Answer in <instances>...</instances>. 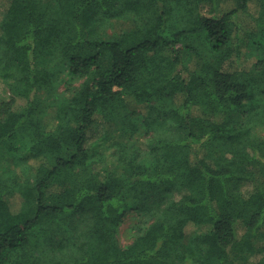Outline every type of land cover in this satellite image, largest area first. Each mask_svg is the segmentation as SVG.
I'll list each match as a JSON object with an SVG mask.
<instances>
[{
	"label": "trees",
	"instance_id": "16d2710c",
	"mask_svg": "<svg viewBox=\"0 0 264 264\" xmlns=\"http://www.w3.org/2000/svg\"><path fill=\"white\" fill-rule=\"evenodd\" d=\"M1 9L0 264H264V0Z\"/></svg>",
	"mask_w": 264,
	"mask_h": 264
},
{
	"label": "rangeland",
	"instance_id": "374dc122",
	"mask_svg": "<svg viewBox=\"0 0 264 264\" xmlns=\"http://www.w3.org/2000/svg\"><path fill=\"white\" fill-rule=\"evenodd\" d=\"M3 10H0V20H1V14H2ZM133 26V22L131 20L130 17H125L122 21H115V23L113 24V26L108 29V33H113L115 31H119L122 29H128L131 28ZM60 65V64H59ZM64 66V64H63ZM10 99V92L8 90V88L0 82V101L3 100H9ZM22 103V102H21ZM263 127H258V130H263ZM25 162L21 161V159H18V157H15V160L12 161H8L7 162V167L9 170H15L16 168H19V166H23ZM131 220H132V216H128L127 220L125 221V223L123 224V226L121 227L120 230V235L119 238L121 240L122 243L126 244L129 243L131 240L128 236L129 232H128V228L131 225Z\"/></svg>",
	"mask_w": 264,
	"mask_h": 264
}]
</instances>
